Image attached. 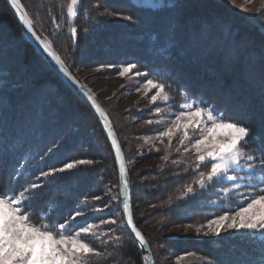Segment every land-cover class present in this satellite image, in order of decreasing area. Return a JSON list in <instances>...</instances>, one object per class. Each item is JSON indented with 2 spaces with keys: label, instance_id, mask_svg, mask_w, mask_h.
<instances>
[{
  "label": "trees",
  "instance_id": "16d2710c",
  "mask_svg": "<svg viewBox=\"0 0 264 264\" xmlns=\"http://www.w3.org/2000/svg\"><path fill=\"white\" fill-rule=\"evenodd\" d=\"M21 2L39 36L83 82L81 70L103 66L106 74H112L134 63L136 70L148 73L143 78L170 85L166 90L178 99L194 98L200 107H214L244 121L255 137L242 147L259 157L264 136V30L243 13L222 0H172L166 7L133 0H81L78 15L69 19L70 0ZM99 8L118 16L102 15ZM173 23L175 30L170 27ZM72 27L77 29L75 37ZM97 98L124 149L135 220L152 248L155 264H166L160 246L165 247L169 264H264V240L256 233L168 236L167 231L176 226L199 227L222 214L229 203L233 210L243 204L229 199L235 195L217 198L225 182L201 190L195 180L210 164L197 169L183 163L195 156L185 154L183 148L177 153L174 140L171 149H166L167 143L150 154L156 158L151 169L135 171L127 138L114 114ZM166 154L168 161L163 160ZM72 159L93 163L49 178L37 190L34 210L60 222L80 211L85 215L76 218V225L84 220L99 224L111 216L116 224L101 225L97 236L88 238L105 252L101 264H144L121 212L122 203L111 199L118 192L119 171L98 117L27 39L8 1L0 0V187L27 186L37 182L41 171ZM255 163L260 167L259 160ZM186 184L194 192L182 196ZM95 196L101 199L93 200ZM110 235L121 239H109Z\"/></svg>",
  "mask_w": 264,
  "mask_h": 264
},
{
  "label": "snow or ice",
  "instance_id": "6c2138e0",
  "mask_svg": "<svg viewBox=\"0 0 264 264\" xmlns=\"http://www.w3.org/2000/svg\"><path fill=\"white\" fill-rule=\"evenodd\" d=\"M80 2L81 0H70V3L67 4L69 19L78 15ZM230 2L236 6L235 0H230ZM247 2L251 3L252 0H247ZM9 3L15 9V13L23 25L60 66V70L73 82L78 83L65 66L64 61L53 51L52 44L37 35L33 20L24 10L21 0H9ZM166 6L168 5H161V7ZM243 10L247 11L248 9L244 8ZM257 11L264 15V0H261V7ZM126 18L132 19L131 16ZM56 26L58 28L59 24ZM176 26V23L170 25L173 30ZM70 31L73 37L77 35L75 27H72ZM136 68V64L127 63L122 66L119 74L124 76ZM134 75L147 76L148 73L142 74L136 71ZM144 88L146 92L150 89L155 90V94L150 98L153 103H166L172 99L170 92L166 90L170 88V85L163 81L154 78L146 79ZM86 95L104 119V127L112 139V146L119 163L118 194L111 199L117 205L122 203L121 212L126 217V224L135 234L139 246L148 249L144 235L135 227L133 221L129 203L128 170L120 144L115 138L107 115L96 104L95 97L90 93H86ZM161 111L160 107L154 109L156 114H160ZM169 115H173L174 119L167 124L163 131L157 133L161 144L164 143V138H167L168 144L165 147L171 149L174 138H178L177 153L181 148L185 154L190 151L195 153L194 160H184L183 163H192L197 169L201 165L210 164V169L207 172H199L198 178L195 180L196 184L201 188H207L212 183L231 182L232 187L222 189L225 197L229 196L234 189L241 187L246 189V192L242 194L245 206L238 205L236 210H233L230 203L225 205L227 210L207 220L206 225L197 227L196 232H203L205 236H219L222 231L244 229L251 234L259 233L261 240H264V136L259 141L260 155L257 157L255 154H249L242 147V144L247 145L250 137H255L253 129L234 116L226 115L214 107H200L195 101L185 102L180 106L178 113L169 111ZM148 123L151 124L153 121H148ZM160 123L157 122L158 125ZM163 160L168 161L169 155H164ZM257 160L260 164L259 177L256 176L255 161ZM172 162L174 164L181 163V161ZM92 163L93 161L89 159H72L69 162H63L60 167L52 166L48 171H41L39 177L36 178L37 182H29L27 186L21 185L16 188L4 185L0 187V264H101V261L106 259L105 252L94 247L88 238H95L101 225L116 224L115 218L110 216L108 220H100L99 224L88 223L87 220H84L83 224L76 225V218L84 216V213L76 211L60 222L59 218H54L53 215L47 214L43 210L35 211L32 204L37 190L45 182H50L49 178L55 177L58 173L75 169L78 165H91ZM245 169H247L246 172ZM237 172H244V175H230V173ZM242 180L248 182L242 184L240 183ZM193 192L194 188L186 184L181 195L187 196ZM110 194L111 189H109ZM92 199L100 200L101 197L95 196ZM85 203H87V198H85ZM105 207H110V204H106ZM188 227L191 228L192 225H188ZM205 228L206 230H204ZM108 232H114V230L109 228ZM109 239L119 241L121 237L110 235ZM143 259L145 264H152L150 255L144 256Z\"/></svg>",
  "mask_w": 264,
  "mask_h": 264
},
{
  "label": "rangeland",
  "instance_id": "374dc122",
  "mask_svg": "<svg viewBox=\"0 0 264 264\" xmlns=\"http://www.w3.org/2000/svg\"><path fill=\"white\" fill-rule=\"evenodd\" d=\"M133 1L144 5L159 7L166 3H170L172 0ZM222 1L229 7L246 15L251 21L264 30V15H261V13L257 11V9L261 7V0H252L251 3H248L247 0H235L236 6H233L230 0ZM244 8L248 10L244 11ZM99 12L106 16L111 14V18L118 16L116 14L109 13V11L105 9L99 8ZM106 70V67L98 66L92 69L81 70L80 74L85 79V83L89 86V88L96 96L100 97L104 101L111 113L114 114L115 119H117L119 129L127 138V145L133 154L131 157V164L133 165L135 171L144 172L149 170L156 161V158H151L150 154L168 143L167 138H164V143L161 144L160 140L157 138V133L159 131H163L167 124L174 119L173 115H169V111L178 113L180 106L185 102L195 101L198 104L199 100L188 98L186 96L178 99L175 94H170L172 99L168 102L153 103L150 98L151 95L155 94V90L150 89L147 92L145 91L144 84L146 79L143 78V75H134V73L138 70L133 69L124 76L119 74L120 71L117 73L106 74ZM140 73L142 72L140 71ZM137 89H139V91H137ZM156 107H160L162 109L160 114H156L154 112ZM148 121H153V123L149 124ZM158 121L161 122L159 125L157 124ZM178 146L179 140L178 138H174L173 148H177ZM189 155L195 156V153L190 151ZM246 171L247 169H245V172ZM230 175L243 176L244 172L230 173ZM259 175V167H257L256 176L259 177ZM247 182L248 181L246 180L240 181L242 184H246ZM224 187H232L231 182H227L226 185L219 186L221 192L217 197L218 199L225 197L222 192ZM245 192L246 189L244 187L234 189L230 195H235V199H229L231 201H238L243 204L241 206H245L242 195ZM114 196H116V190L114 191ZM114 202L115 201H113V203ZM222 204H226V200L223 201ZM206 223L202 225H206ZM195 229L196 227L189 228L188 225H180L172 228L169 232L167 231V234L168 236L194 235L198 237H217L214 235L205 236L203 235V232L197 233ZM204 230H206V228ZM243 231L248 230H229L227 232L236 233ZM222 233L226 232L222 231L220 234ZM256 234L260 235L259 233ZM160 250L162 251L161 256L166 261V264H169L170 259L165 252V247L160 246Z\"/></svg>",
  "mask_w": 264,
  "mask_h": 264
},
{
  "label": "water",
  "instance_id": "95a60500",
  "mask_svg": "<svg viewBox=\"0 0 264 264\" xmlns=\"http://www.w3.org/2000/svg\"><path fill=\"white\" fill-rule=\"evenodd\" d=\"M8 3H9V0H7ZM22 3V2H21ZM23 4V3H22ZM10 5V3H9ZM11 6V5H10ZM12 10L14 11L15 13V9L11 6ZM24 10L26 11L25 7H24ZM27 12V11H26ZM19 23H20V26L25 34V36L27 37V39L35 46V48L38 50V52L46 59V61L52 66V68L57 72V74L60 76V78L71 88L73 89L90 107L91 109L95 112L96 116L98 117L100 123H101V126L106 134V137L108 139V141L110 142L111 144V147L114 151V154H115V157H116V153H115V149L113 148L112 146V139L111 137L108 135V131L107 129L104 127V119L103 117L100 116L99 112L96 111V107L92 104V101L88 99V96L86 95V93H90L91 95H93L95 97V100H96V104H98L100 106L101 109H103V111L105 112V114L107 115L108 117V120L111 124V128H112V131L113 133L115 134V138L117 140V142L120 144V148H121V151H122V154H123V157H124V160H125V165H126V168L128 170V165H127V160H126V156H125V152H124V149L122 147V144L118 138V135L116 133V130H115V127H114V123L108 113V111L105 109V107L102 105V103L100 102V100L97 98V96L95 95V93L89 88V86L83 82L82 80H80V78L67 66V64L64 62L65 66L68 68L69 72L71 73V75L73 77H75V80L78 81V83L76 82H73L72 79H70L68 76H66L61 70H60V66L56 63V61L48 55V53L44 50V48L42 47V45L35 39V37L32 35L31 32L28 31V29L23 25V23L19 20V17L18 15L15 13ZM30 18V17H29ZM31 19V18H30ZM35 30V29H34ZM36 31V30H35ZM37 33V32H36ZM37 35H39L37 33ZM43 39V38H41ZM53 51H55L53 49ZM58 55V54H57ZM61 58V57H60ZM62 59V58H61ZM63 60V59H62ZM64 61V60H63ZM117 161V166H118V171H119V163H118V160L116 159ZM128 182H129V203H130V208L132 210V214H133V221H134V224H135V227L144 235V233L142 232V230L139 228L138 224L136 223V220H135V216H134V206H133V194H132V187H131V181H130V175H129V171H128ZM125 218V222H126V217L124 216ZM127 225V224H126ZM128 229L129 231L131 232V234L133 235V237L135 238V234L131 231V228L130 226H128ZM145 237V235H144ZM146 239V237H145ZM137 244H138V241L137 239L135 238ZM147 243H148V249H144V248H141L138 244V247L141 251V254H142V257L144 256H148L150 255L151 256V259H152V264H155V259H154V254H153V251H152V248L148 242V240L146 239ZM144 261V259H143ZM145 264V262H144Z\"/></svg>",
  "mask_w": 264,
  "mask_h": 264
}]
</instances>
